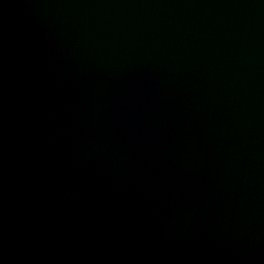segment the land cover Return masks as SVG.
<instances>
[{
	"label": "water",
	"instance_id": "water-1",
	"mask_svg": "<svg viewBox=\"0 0 264 264\" xmlns=\"http://www.w3.org/2000/svg\"><path fill=\"white\" fill-rule=\"evenodd\" d=\"M0 264H264V0H0Z\"/></svg>",
	"mask_w": 264,
	"mask_h": 264
}]
</instances>
